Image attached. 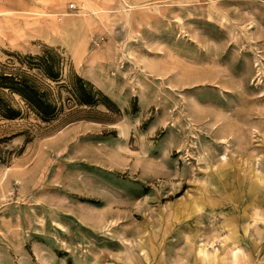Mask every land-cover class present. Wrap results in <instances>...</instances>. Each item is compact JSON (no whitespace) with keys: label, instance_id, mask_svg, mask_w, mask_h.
I'll list each match as a JSON object with an SVG mask.
<instances>
[{"label":"rangeland","instance_id":"obj_1","mask_svg":"<svg viewBox=\"0 0 264 264\" xmlns=\"http://www.w3.org/2000/svg\"><path fill=\"white\" fill-rule=\"evenodd\" d=\"M19 69L58 111L0 117V264H264V0H0Z\"/></svg>","mask_w":264,"mask_h":264},{"label":"trees","instance_id":"obj_2","mask_svg":"<svg viewBox=\"0 0 264 264\" xmlns=\"http://www.w3.org/2000/svg\"><path fill=\"white\" fill-rule=\"evenodd\" d=\"M35 62H29L40 73L52 81L61 80V57L51 48H45L42 54L35 57L27 56ZM72 94L81 105L94 106L112 105L111 101L101 90L78 75H73ZM17 95L26 106L30 107L44 121L55 117L58 111L57 104L50 92L45 89L34 77L26 71L0 73V117L15 119L20 116L21 110L13 106L12 96Z\"/></svg>","mask_w":264,"mask_h":264},{"label":"built area","instance_id":"obj_3","mask_svg":"<svg viewBox=\"0 0 264 264\" xmlns=\"http://www.w3.org/2000/svg\"><path fill=\"white\" fill-rule=\"evenodd\" d=\"M72 8H74V4L68 5V9H72Z\"/></svg>","mask_w":264,"mask_h":264},{"label":"bare ground","instance_id":"obj_4","mask_svg":"<svg viewBox=\"0 0 264 264\" xmlns=\"http://www.w3.org/2000/svg\"><path fill=\"white\" fill-rule=\"evenodd\" d=\"M223 138V137H222ZM222 140H225V139H222ZM223 160L226 159L225 156L222 158Z\"/></svg>","mask_w":264,"mask_h":264}]
</instances>
